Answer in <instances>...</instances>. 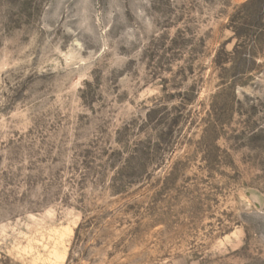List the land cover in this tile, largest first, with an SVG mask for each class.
<instances>
[{
  "label": "rangeland",
  "instance_id": "1",
  "mask_svg": "<svg viewBox=\"0 0 264 264\" xmlns=\"http://www.w3.org/2000/svg\"><path fill=\"white\" fill-rule=\"evenodd\" d=\"M246 1L0 0V264H264Z\"/></svg>",
  "mask_w": 264,
  "mask_h": 264
},
{
  "label": "trees",
  "instance_id": "2",
  "mask_svg": "<svg viewBox=\"0 0 264 264\" xmlns=\"http://www.w3.org/2000/svg\"><path fill=\"white\" fill-rule=\"evenodd\" d=\"M263 4H264V0H248L241 6V8H243L246 12H245V15L238 14V16H237L238 19H241V23H239L238 26H235V30H234L235 34L237 35V38L241 39V41L239 43H237V49H238V47H243L245 49L248 47L247 45H248L249 41H248V39L247 40H245V39L247 37L249 38V36L252 37L251 38L252 45L249 44V46H253V44H254V46H257V44H259L261 42V38H262V35H264V32L254 33V31L252 29L254 24H252V23L249 24L248 19L252 18L253 15L255 14V15H257L256 17H258V20L260 21L263 18V9H262L264 6ZM252 6L256 7V9L253 10V8H251ZM257 7H259V8H257ZM246 25H248V26H246ZM250 26H252V27H250ZM251 31H252V33H250ZM243 32H245V33H243ZM246 32H248V33H246ZM216 62H218V61H216ZM219 66H221V65H219Z\"/></svg>",
  "mask_w": 264,
  "mask_h": 264
}]
</instances>
